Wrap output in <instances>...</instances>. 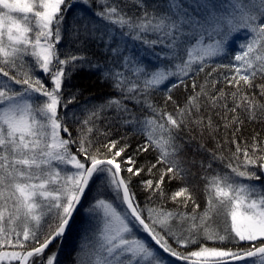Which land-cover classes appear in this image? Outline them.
Here are the masks:
<instances>
[{
  "label": "snow or ice",
  "instance_id": "1",
  "mask_svg": "<svg viewBox=\"0 0 264 264\" xmlns=\"http://www.w3.org/2000/svg\"><path fill=\"white\" fill-rule=\"evenodd\" d=\"M79 73L112 94L85 96ZM253 123L264 0H0V264H60L81 208L73 264H264Z\"/></svg>",
  "mask_w": 264,
  "mask_h": 264
},
{
  "label": "trees",
  "instance_id": "2",
  "mask_svg": "<svg viewBox=\"0 0 264 264\" xmlns=\"http://www.w3.org/2000/svg\"><path fill=\"white\" fill-rule=\"evenodd\" d=\"M243 39V37H238L237 40ZM69 42L65 40L61 47H68ZM236 41L232 43V47L235 48ZM227 62V61H225ZM71 85L79 86L81 88L87 89L85 92V96L91 95L94 99H103L105 96L112 94L111 89L107 84L101 83L98 77L91 75L89 73H79L72 81ZM179 96L180 93H177ZM159 98V97H158ZM255 132H259L260 136L264 138V124H247L244 129V136H246L249 140V143L251 142V137ZM131 144L133 145V148L129 151V154H132V152L135 149V146L138 142H140V138L133 137L131 139ZM154 153H149L147 156H140L138 163L144 164L146 160L154 161ZM150 178L146 173L143 174L141 177L134 178L132 189L137 195V199L143 204L146 201L147 193H145L141 187L140 181L144 179ZM199 187L197 188V193L199 195V199L201 204L203 205V193L201 191L203 182L197 179L194 181ZM179 186V182H172L168 183L165 182L164 188L166 193H171V191H174ZM157 203H161L159 199L156 201ZM166 207L172 208L173 205L171 202H165ZM78 217V216H77ZM76 220V219H75ZM77 224L76 229L73 231L74 226ZM72 228V229H71ZM71 228L66 233L65 237L57 242L56 247H58L59 250V260L60 264H73V259L76 254L77 245L80 242L81 234H83L81 230V226L78 223V221H74ZM74 240V241H73ZM231 246V245H228ZM164 258L171 262L172 264H177V262L167 258L164 256ZM170 264V263H169Z\"/></svg>",
  "mask_w": 264,
  "mask_h": 264
},
{
  "label": "rangeland",
  "instance_id": "3",
  "mask_svg": "<svg viewBox=\"0 0 264 264\" xmlns=\"http://www.w3.org/2000/svg\"><path fill=\"white\" fill-rule=\"evenodd\" d=\"M91 195V194H90ZM87 206V202H85V207ZM78 216V217H77ZM76 216V220L78 221V223L80 224V226L82 227L81 228V230H82V232L84 233V231L86 230V229H88L91 225H90V222H89V217H88V215H87V213L84 211V209L82 208L81 209V211L79 212V214ZM74 219V221H76ZM73 221V222H74ZM73 224V223H72ZM72 226V225H71ZM71 226H70V228H71ZM76 226H77V224L74 226V229H73V231L76 229ZM69 228V229H70ZM72 229V228H71ZM82 235V234H81ZM81 238V237H80ZM74 241V240H73ZM172 264L171 262H169L168 261V264Z\"/></svg>",
  "mask_w": 264,
  "mask_h": 264
},
{
  "label": "water",
  "instance_id": "4",
  "mask_svg": "<svg viewBox=\"0 0 264 264\" xmlns=\"http://www.w3.org/2000/svg\"><path fill=\"white\" fill-rule=\"evenodd\" d=\"M82 209V208H81ZM81 209L76 213V215H75V218H76V216L79 214V212L81 211ZM74 218V219H75ZM74 221V220H73ZM73 221L71 222V224H70V226L72 225V223H73ZM70 228V227H69ZM69 230V229H68ZM68 230H67V232H68ZM66 232V233H67ZM165 257H167V258H169V259H171V260H173V261H175V258H173V257H169V256H167V254H163ZM176 262V261H175Z\"/></svg>",
  "mask_w": 264,
  "mask_h": 264
}]
</instances>
